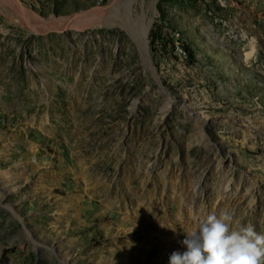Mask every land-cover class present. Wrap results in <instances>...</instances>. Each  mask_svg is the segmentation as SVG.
Segmentation results:
<instances>
[{"label":"rangeland","instance_id":"rangeland-1","mask_svg":"<svg viewBox=\"0 0 264 264\" xmlns=\"http://www.w3.org/2000/svg\"><path fill=\"white\" fill-rule=\"evenodd\" d=\"M9 1L0 264H170L198 229L186 209L264 231V0L132 2L147 51L120 22L82 24L120 0Z\"/></svg>","mask_w":264,"mask_h":264},{"label":"clouds","instance_id":"clouds-1","mask_svg":"<svg viewBox=\"0 0 264 264\" xmlns=\"http://www.w3.org/2000/svg\"><path fill=\"white\" fill-rule=\"evenodd\" d=\"M182 243L186 251L173 252L170 264H264V231L241 223L227 209L209 214Z\"/></svg>","mask_w":264,"mask_h":264},{"label":"bare ground","instance_id":"bare-ground-1","mask_svg":"<svg viewBox=\"0 0 264 264\" xmlns=\"http://www.w3.org/2000/svg\"><path fill=\"white\" fill-rule=\"evenodd\" d=\"M19 0H12L9 1L8 4H14V3H18ZM135 2L137 3L138 0H120L117 4H115L116 6H114V8L111 10V13L109 15H107L105 18H103V13H98V12H92V15L87 16L86 19L83 21L82 24L84 25H89V24H98L100 22H106L107 24H115V23H121L123 24L125 27L133 30L134 32L136 31V36L139 39L140 42H143L142 45L145 46L146 51H147V44H148V30L150 25L146 26L145 28L143 27H137L135 24V21L131 18L130 16V6L131 3ZM130 5V6H129ZM17 7L19 9H21V7H19V5H17ZM21 13L23 14V16L25 17L26 21L28 22V24L33 25V23H35V21L30 18L31 14H33L31 11L27 10V9H21ZM35 15V14H33ZM39 20V18H34ZM57 23H55V25H60L64 26L63 24L66 23V20H64L63 18H58ZM66 25V24H65ZM168 37H175L177 38L178 44H179V51L181 53H183L182 60L187 59L189 57V51L187 50V47L185 45V42L183 41V35L180 31L178 30H172L166 34H164L163 36V41L164 43L168 44L170 46V49L173 50L175 52V41L168 39ZM221 160V159H220ZM202 187V191L206 188V185L203 184L199 185ZM95 190H96V185H95ZM176 202V200H173ZM172 201V203H173ZM123 207H125L126 205L123 204ZM188 212H179L178 216H180V219H176L177 222H180L181 224H183L186 227V231H189V224L191 221V217H193V220L196 223V227L199 228V223L201 220H198L197 217L193 214L192 210L186 209ZM182 215H187V220L182 222ZM243 216V214H241ZM164 220L166 221V218L164 217Z\"/></svg>","mask_w":264,"mask_h":264},{"label":"built area","instance_id":"built-area-1","mask_svg":"<svg viewBox=\"0 0 264 264\" xmlns=\"http://www.w3.org/2000/svg\"><path fill=\"white\" fill-rule=\"evenodd\" d=\"M168 39L174 40L175 41V53L178 55L179 58H182L183 53L179 51V44L177 41V38L175 37H168Z\"/></svg>","mask_w":264,"mask_h":264},{"label":"trees","instance_id":"trees-1","mask_svg":"<svg viewBox=\"0 0 264 264\" xmlns=\"http://www.w3.org/2000/svg\"><path fill=\"white\" fill-rule=\"evenodd\" d=\"M5 259V264H9V260L8 259H6V255L3 257V260Z\"/></svg>","mask_w":264,"mask_h":264}]
</instances>
